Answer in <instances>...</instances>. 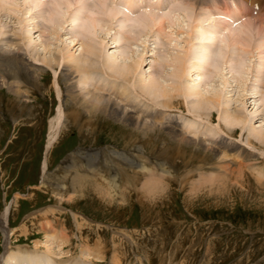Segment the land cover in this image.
<instances>
[{"label": "rangeland", "instance_id": "1", "mask_svg": "<svg viewBox=\"0 0 264 264\" xmlns=\"http://www.w3.org/2000/svg\"><path fill=\"white\" fill-rule=\"evenodd\" d=\"M177 1L165 0V2L156 5V7L159 5L162 8L161 10L154 7L149 9L150 12L156 14L169 11L173 17L174 24L170 25L172 26L170 28L168 26L166 32H163L162 35L163 39L168 38V47L156 37L155 33L159 30L156 27L153 29H137V33L132 34V36L129 35L131 41L124 40L120 43L117 41L118 38L116 39L117 33H124V30L120 29V18H118L119 20H112L109 16H103V21L97 27L96 34H90L98 41V45L102 42L99 45L101 46V52L103 51L100 53L102 63L107 64L108 57L113 54L118 58V63L124 62V59L127 63L128 61L131 63L134 60L141 59L140 69L149 71L151 60H155L154 55L156 52L161 50L162 54H166V51L163 52L166 47L169 48V51L171 50L170 52H177L179 49L182 53L185 52L184 50L187 51L191 45L187 34L191 25L202 22L201 24L204 27H208L215 25L217 22L231 21L229 15L218 13L221 11L208 9L207 12L204 7L198 8L188 3L190 1L194 2V0H184L187 4L181 0L178 1V4ZM136 10L139 11V8ZM213 12H217V14L212 17L210 13ZM71 13L66 14L63 20L65 23L62 19L58 21L59 23H55L57 32L59 31L60 35L55 34L54 36L50 30L45 32V26L52 27L53 24L42 18L38 20V18L32 17L34 18L32 19L30 15H25L22 9L9 12L1 11L0 38L5 35L16 37L15 34L22 33V37L25 38L23 39L25 42L23 47L25 46L24 48L30 60H33L30 52H33L31 50L37 46L33 42H36L41 35L40 27L39 29L34 27L37 23L43 22L42 27L44 30L41 32L44 35L43 39L50 40L51 49L56 52L64 48L67 42L70 41L68 39L70 35H66V33L73 32V34H76L78 31L81 32L79 38L77 37L79 41L87 33L84 32L83 22L77 23L76 26L72 24L71 16L75 13L74 10ZM137 13L139 14V12L135 14ZM248 19L260 23V17L252 10L234 26L237 27L241 21L245 22ZM61 21L62 23H60ZM166 24H169L168 21ZM140 31L142 32L140 33ZM167 31L168 34H166ZM186 39L189 40L188 43ZM192 42L195 45L197 42L201 43L203 41L194 39ZM32 44L33 46H31ZM41 45H38V47L41 48ZM79 45H76L75 50L72 49V51L77 50L79 54ZM234 48H230L228 51L233 50L232 52L236 54V49L239 47ZM219 51L215 59L222 54V51ZM41 53L45 54L43 49H41ZM189 54L190 56H196L197 51L192 50ZM46 56L51 57L52 54L47 52ZM200 60L198 58H188V71L185 73L184 86L188 82L190 89L191 87H199L202 90L209 91V93L222 92L223 97H229L228 101L230 100L229 104L232 110L239 109L249 115L256 112L255 127L264 129V89L258 88L257 94H254V90L253 92L251 90L252 86L258 85L256 76L259 74V65L264 64V49L245 48L241 53V57L237 58L236 64L238 65L236 69V65H234L233 70V65L227 62L225 65L224 63L222 65L220 63L216 64L209 68L212 71L210 74L206 73V70L201 71L203 75L199 72L201 73L198 78L200 84L197 83L198 80H195L196 84L193 81L197 77V73L192 77L195 71L190 65L196 62L205 65L206 60ZM165 67L164 70L167 69L170 72L174 69L171 65L169 67L165 65ZM205 67L209 66L205 65ZM214 70L216 72H213ZM248 72L249 80H247ZM140 74V72L137 73L135 79H138L141 76ZM53 76L54 71L47 68V76L42 79L38 85L39 87L31 88L30 102L16 98L6 88L0 89V214L8 205L12 208L10 211L9 227L11 231L9 235H5L0 229V252L3 253L5 250L7 236L13 252H19L23 248L30 250L37 248V252L40 251L41 254L43 252L39 257L46 255L49 261L55 260V257L60 258L58 254L53 253L60 251L56 246V242L51 245L52 252L47 251L46 243H48V239L45 233L39 229L40 225L38 220H35L36 216H33L40 210L62 204L59 200H56V196L52 192L53 179L47 178L46 174L49 172L51 175L57 173L58 168L62 167L63 162L74 152L83 155L85 151L104 149L107 155L106 150L116 149L126 152L132 150L133 144H137L143 146L145 154L151 161L156 162L161 159L169 164L167 166L175 178L170 181L171 189L167 197L155 203H148L141 199L135 191L130 190L128 192L130 195L127 193L129 197L125 205L122 199L118 202L116 200L114 203L104 201L98 197L71 199L72 193L65 194L64 202L67 201L68 203L66 202L60 206L63 207L61 213L65 214L60 215L58 213L56 216L65 225L67 232L71 236L73 235V238L70 246L66 247L69 254L65 255L63 259H72L70 257L72 252L79 257L81 255V239H89L88 242L84 243L89 247V251L86 250L88 253L85 254L82 252V255L84 258L87 256L90 258L89 260L97 261V263H99V259H97L96 250L99 249L97 246L101 243V249L104 247L103 250L107 251V254L105 253L107 258L111 259L116 250L122 255L120 261L123 260V264H264V171L261 172L262 167H264L262 161L264 160V154L259 146V148L255 146L253 149L252 146L248 145L247 125L233 126L227 123V120L221 116L223 106L221 105L220 108L212 109L215 115L213 124L205 123L206 120H203L204 122L201 121L203 123L202 127L195 131L202 133L210 129V132L206 135L203 133L199 136L215 140H220L223 137L227 139V142L233 144L232 146L237 144L246 147L249 151L251 150L257 157L252 159L253 161L251 160L254 169L247 168L248 164L244 167L238 163L230 164L229 161L232 160L234 151L231 153L228 150L225 153L226 155L222 154L218 158L211 152L178 145L163 133L159 136L160 138L150 134L147 140L138 141L137 135H134L136 133L133 134L129 129L127 130L105 118L96 121L97 125H95V122L94 125H89L86 123L87 117L84 114L79 117L80 119H77L78 122L76 121V123L70 120L68 125L60 132L59 139L47 151L50 127L52 123L55 124L60 102L56 88L53 85ZM210 78L212 81H209ZM225 80H227L226 83ZM168 82L172 81L169 80ZM61 97L62 101L66 102V93L63 89ZM144 97V102L152 103ZM180 99L183 101V97H180ZM161 100L163 101L162 98ZM140 107L142 109L146 108L143 105H140ZM183 109L180 111L171 110L172 115L177 117L179 124L181 123V126L186 128L191 127L192 124L197 126L198 121H195L191 113L187 111L186 105ZM74 110L71 109L72 114ZM217 123H221L226 130L231 128L236 129L238 132L231 137L226 133L217 134L216 130L213 129ZM193 126L191 129H195ZM46 160L48 167L45 171L44 163ZM213 166L214 168L227 169L225 173L226 181L220 176L213 175V172L218 173ZM121 171L123 173V183L126 177L134 173V170L129 168H122ZM256 176H260L261 183H257ZM217 178L220 181H217ZM44 180L46 181L44 182ZM71 210L79 214L80 226H77ZM84 217L85 219H82ZM24 223L29 229L27 235L22 232L24 230L21 231ZM34 255L36 256V254Z\"/></svg>", "mask_w": 264, "mask_h": 264}, {"label": "bare ground", "instance_id": "2", "mask_svg": "<svg viewBox=\"0 0 264 264\" xmlns=\"http://www.w3.org/2000/svg\"><path fill=\"white\" fill-rule=\"evenodd\" d=\"M178 1L177 3L179 4ZM185 1L184 3L187 4ZM232 1L233 3L229 2V5L226 4L225 10L218 12L219 14L229 15L231 21L227 20L222 23L217 22L215 25H210L208 27H204V25L201 24L202 22L200 24L197 23L196 25L193 24L194 22L192 23L193 25L188 28L189 30H186L191 45L189 48L186 46L188 48H186L187 51L184 50L185 52L182 53L180 52V49V51L178 50L177 52H170L171 50L169 51V48H167V41H169L168 38H162L163 32H166V28L168 26L170 28L172 27L170 25L174 24L173 17L169 11L162 14L150 12L149 9L152 7L158 8L159 10L162 8L159 7V5L156 7L157 3L155 4L154 2L148 4V0H0V14L1 11L9 12L22 9L25 15H30V18L34 17L38 18V20L39 18L40 20L42 18L48 23H52V27L45 26V32L50 30L54 36L55 34L57 36L60 35V33H58L59 31L57 32V25L55 23H59L58 21H60V19L63 21L66 14L69 15L71 11L74 10L75 13L71 16L73 21L72 24L76 26L77 23L80 24V22H83L82 26L85 30L84 32L88 33L83 36L81 41L78 40V36L81 35V32L78 31L76 34H73V32L66 33V35H70L68 38L70 41L67 42L64 48L53 52L50 46V40L43 39L44 35L41 33L44 30L42 27V24L44 23H37L34 28L39 29L40 27L39 30L41 31V35L36 42H33V44L35 43L37 45L31 50L34 53L30 52L33 56V60H30L28 53L24 48L25 46L23 47V44L25 43L23 39L25 38L22 37V33L15 34L16 37L11 35L1 37L0 89L6 88L7 91L16 98L30 102L31 88L39 87L38 85L41 83L42 79L47 76V68L54 71L53 85L56 88L60 102L57 109L55 124L52 123L50 127V138L47 143V151L54 145L57 139H59L60 132L68 125V122L73 120L76 123L77 119H80L79 117L84 114L87 117L86 123L89 125L101 120L100 118H103V120L105 118L127 130L129 129L133 134L136 133L134 135H137L138 141L147 140L150 134L156 135L160 138L159 136L163 133L166 134L172 142L178 143V145L180 144L191 148L195 147L208 153L211 152L218 158L228 150H230L231 153L234 151V159L232 158V160L229 161L230 164L238 163L242 167L248 164V167L246 166L247 168L254 169L252 159L257 157L251 152V150L249 151L246 147L244 148L237 144H234V146H236L234 147L232 146L233 144L227 142V139L222 136V139L220 140L199 136V134L201 135L203 133L206 135L210 132V129L202 133L195 130L202 127L203 120H206L205 123L208 122L212 125L215 116L212 109L220 108V106L223 105L221 109L222 118L226 119L227 123L233 126L240 124L243 126L247 125L248 145L252 146L253 149L255 146H259L264 154V129L255 127V118L257 117L256 112L250 113L249 115L239 109L232 110L229 104L230 100L228 101L229 97H223L222 92L220 91L209 93V91L202 90L199 87H191L190 89L188 82L186 83L187 85L184 86L186 80L185 73L188 71L187 60L189 57H192V59L198 58L203 61L206 60L205 65L209 66L206 68L203 63H191L190 67L194 68L193 71H195L192 74V77L197 73V77H195L193 81L196 83L195 80H198L200 74L204 70H206V73L208 72L210 74L212 71L209 68L216 64L220 63L222 65V63H224L225 65L227 62L233 65V70L234 65H236V69L238 65L236 64L237 58L239 59V56L241 57V53L245 48L252 47L253 49V47H256L257 49H264V15L263 18L260 19V23L248 19L235 27V24L237 25L241 19L245 18L246 11L244 14L242 8L245 7L246 9V6L245 4L241 5L235 0ZM143 3L145 5H143ZM188 3L194 7H204L206 8V11L208 9L214 11L212 6H215V4H211L213 3L212 0H194V2L190 1ZM148 6L150 7L148 8ZM137 8H139V11L136 10ZM215 10L220 11L218 9ZM136 12H139V14H135ZM31 13H33V16ZM216 14L217 12H213L210 13V16L213 17ZM103 16H109L112 20L120 18V20L118 19L121 27L120 29L124 30V33H117L118 35H116V39L118 38V42L124 40L131 41L129 35L131 34L132 36V34L137 33V29L159 28L155 34L156 37L167 46L163 51H166V54H162L161 50L156 52L154 55L155 60H151L152 63L148 69L149 71H143V69H140L141 59L134 60L131 63L127 60V63L125 62L126 59H124V57V62L118 63V58L112 53L113 56L110 55V57H108V63H102L100 60V53L103 51L101 52V46H99L102 42L98 45V41H96L93 36H90V34H96L97 27H99L100 23L103 21ZM62 21L60 23H62ZM167 21L169 23L168 25L166 24ZM63 22L65 23V21ZM141 32L142 31H140V33ZM166 34H168V31ZM188 39H186L187 43L189 42ZM194 39L203 42H197L194 45L192 42ZM33 44L31 46H33ZM38 45H41L42 47L40 48ZM76 45L80 46L79 54L77 53V50L74 51ZM234 47H239L236 49V54L232 52L233 50L231 52L228 51L230 48L232 49ZM41 49H43L45 54L41 53ZM72 49L74 50L72 51ZM192 50L197 51L196 56H190L189 53ZM219 50L222 51V54H220V57L217 55L219 59H215L216 54L220 52ZM47 52H50L52 56L47 57ZM226 55L228 56L225 57ZM160 61L161 64L159 65ZM164 64L168 67L171 65L174 69L171 72L165 69L166 72L164 70V68H166ZM259 69V74H256L258 85L251 87L252 92L254 90V94L258 93V88L264 89L263 63L259 65ZM139 72L141 73V76L138 75V79H135V75ZM162 72L164 73L163 75L161 74ZM213 72L216 71L214 70ZM247 74V80H249V72ZM169 80L172 82H168ZM209 81H212L211 78ZM199 82L200 80H198L197 83ZM226 82L227 80H225V83ZM201 85L203 86V84ZM62 89L66 93V102L62 101ZM144 96L152 101V103L144 102ZM180 97H183V101ZM184 104L187 107V111L194 117V120L198 121L197 126H193L192 124L195 129H191L192 126L187 128L181 126V123L179 124V121H177V117L172 115L171 110H184ZM140 105L146 106V108L142 109ZM71 109H75L73 112L75 115L71 113ZM95 125H97V123ZM241 128L243 129L244 127ZM213 129L216 130L217 134L226 133L230 137L238 132L236 129L231 128L226 130L221 123H217ZM106 151L107 155L104 152V149L85 151L83 155L74 152L63 162V165H61L62 167L58 168L57 173H54V175L49 174L50 172L46 174L47 178L50 177V179H53L52 192L56 196V200H59L62 204L40 210L35 215L33 214V216H36L35 220H38L39 222V229L41 232L45 233L48 243H50H46L47 251L52 252L51 245L56 242V246L60 251L58 253H53L58 254L60 258L55 257V260L53 259L49 261L46 255L39 257L43 252L42 254L40 251L37 252V248L34 250L23 248L19 252L11 251V243L7 236L11 231L9 220L12 208L8 205L0 214V229L5 235H7L5 250L3 253L0 252V264H123V260L120 261L122 255L116 250L111 259L107 258V251L103 250L104 247L101 249V243L97 246L99 249L96 250V256L98 257L96 258L99 259V263L92 259L89 260L90 258L87 256L84 258L82 254L88 253L86 250L89 251V247L84 245V243L88 242L89 239L84 240L80 237L81 255L77 257V255L72 252L70 256L72 259H63L65 255L69 254V251H66V247L70 246L73 238V235L71 236L67 232L65 225H63V223L60 222V219L56 216L58 213L60 215L65 214L61 213L63 207H60L67 202H64V196L67 193H72V196L70 197L71 199H76L77 197H80V199L98 197L104 201L114 203L116 200L118 202L122 199L126 205L130 193H128L129 195H124L122 198H116L109 191L105 181H111L113 178L119 177L117 182L123 184V173L121 169L129 168L135 171L143 160L155 165L169 164L161 159L156 162L153 160L151 161V159L145 154V149H143L142 145L139 146L133 144L132 150L126 152L116 149H109ZM262 161L264 163V160ZM226 165L229 166L228 164ZM47 167L48 163L46 160L44 163L45 171L47 170ZM214 169L217 170L218 173L213 172V175L216 177L220 176L224 180L226 179V168L219 167ZM263 171L264 167L261 169V172ZM220 179L217 178V181H220ZM45 181L46 180H44V182ZM71 211L77 226H80L79 214L73 212V210ZM82 219H85V217ZM28 230L27 225L24 223L21 227V231L27 235ZM23 254L24 256H22ZM34 254H36V256Z\"/></svg>", "mask_w": 264, "mask_h": 264}, {"label": "clouds", "instance_id": "3", "mask_svg": "<svg viewBox=\"0 0 264 264\" xmlns=\"http://www.w3.org/2000/svg\"><path fill=\"white\" fill-rule=\"evenodd\" d=\"M174 178L166 164L155 165L143 160L123 184L117 182L119 177L105 183L116 198H122L131 190L145 202L155 203L167 197L171 189L170 181ZM256 179L258 184L261 183L260 176H256Z\"/></svg>", "mask_w": 264, "mask_h": 264}]
</instances>
